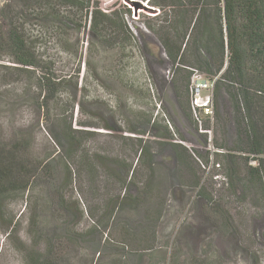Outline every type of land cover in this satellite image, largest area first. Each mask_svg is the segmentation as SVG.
Segmentation results:
<instances>
[{
    "label": "rangeland",
    "instance_id": "374dc122",
    "mask_svg": "<svg viewBox=\"0 0 264 264\" xmlns=\"http://www.w3.org/2000/svg\"><path fill=\"white\" fill-rule=\"evenodd\" d=\"M45 1L27 11L26 30L62 86L48 111L33 104L24 82L0 90V141L29 137L28 159L48 163L49 171L4 201L0 264H28L47 243L63 264H264V196L229 176V99L223 92L213 119L199 125L192 79L212 81L189 68L186 92L149 28L169 20L171 7L120 0L108 10L120 16L125 35L116 20L98 38L84 12L56 0L42 7ZM6 2L19 8L18 0H0V9ZM63 122L90 134L74 156L51 138ZM172 144L181 146L180 159ZM261 172L264 181V164ZM127 195L139 200L137 208L112 205Z\"/></svg>",
    "mask_w": 264,
    "mask_h": 264
},
{
    "label": "trees",
    "instance_id": "16d2710c",
    "mask_svg": "<svg viewBox=\"0 0 264 264\" xmlns=\"http://www.w3.org/2000/svg\"><path fill=\"white\" fill-rule=\"evenodd\" d=\"M18 1V9L9 2L0 9V90L24 82L26 94L33 104L48 111L62 86V79L57 77V71L48 59L36 49L37 36L26 30L31 20L27 11L40 0ZM27 1L33 3L26 6ZM56 1L71 7L76 13L84 12V17L90 18L92 34L98 38L103 37L102 31L116 20L119 22L118 32L125 35L126 27L121 23L120 16L108 10L113 6L119 7L120 0L103 4L94 0ZM154 1L171 7L169 20L149 28L157 36L167 59L177 66L175 73L184 83L185 91L191 78L187 69H196L213 81V107H216L223 92L229 99L235 129L233 149L225 155L229 176L235 177L238 183L246 182L264 196L261 172L264 164V0ZM42 5L51 6L52 3L46 0ZM2 101L0 94V104H3ZM82 135L90 134L74 130L63 122L58 135L51 134V138L55 144H62L69 156H74L80 151L81 141L85 137ZM170 136L167 131L163 137L170 139ZM30 142V138L22 133L10 146L0 141V211L6 198L25 192L32 182L40 179L43 172L49 171L48 163L39 164L28 159ZM171 146L180 159L177 148L181 146ZM214 146L220 148L218 144ZM81 159L82 163L89 165L87 157L82 156ZM241 161L245 162L244 166ZM251 162H255V165H251ZM114 166L126 168L120 163H114ZM143 198L151 201L152 196L145 193ZM121 203L116 199L112 205L137 208L140 202L127 195ZM110 215L111 211L108 212ZM28 264L63 263L53 245L47 243L44 251H36L29 257Z\"/></svg>",
    "mask_w": 264,
    "mask_h": 264
},
{
    "label": "built area",
    "instance_id": "2783aa9c",
    "mask_svg": "<svg viewBox=\"0 0 264 264\" xmlns=\"http://www.w3.org/2000/svg\"><path fill=\"white\" fill-rule=\"evenodd\" d=\"M212 89L213 81H206L197 74L193 77L192 87L190 88V92L192 93L191 110L194 120L199 125H201L203 119H213ZM250 164L255 165V162H251ZM216 166L219 168V165Z\"/></svg>",
    "mask_w": 264,
    "mask_h": 264
},
{
    "label": "water",
    "instance_id": "95a60500",
    "mask_svg": "<svg viewBox=\"0 0 264 264\" xmlns=\"http://www.w3.org/2000/svg\"><path fill=\"white\" fill-rule=\"evenodd\" d=\"M162 54H164V51H163V49H162Z\"/></svg>",
    "mask_w": 264,
    "mask_h": 264
}]
</instances>
